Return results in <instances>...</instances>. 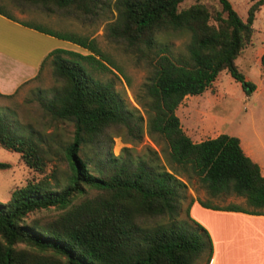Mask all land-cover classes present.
<instances>
[{
  "label": "trees",
  "instance_id": "obj_1",
  "mask_svg": "<svg viewBox=\"0 0 264 264\" xmlns=\"http://www.w3.org/2000/svg\"><path fill=\"white\" fill-rule=\"evenodd\" d=\"M13 1L83 19L115 11L105 33L149 66L144 84L146 131L164 140L168 171L143 160L132 164L101 147L110 127L122 126L130 135L141 128L112 83L93 75L109 67L119 70L93 38L19 21L0 7L1 15L85 50L82 54L53 48L40 63L49 61L59 83L50 96L38 97L40 106L52 120L72 125L70 141L63 147L67 173L62 184H51L45 177L27 181L0 201V264H193L203 252L206 264L211 246L196 222L189 219V227L173 221L142 224L147 218L172 220L177 214L184 187L175 177L179 172L196 177L210 197L234 194L244 199L245 207L230 204L224 209L264 214V177L242 152L237 137L219 133L192 142L174 113L184 96L201 94L222 71L246 96L253 91L254 84L244 78L235 59L249 43L251 22L262 0H251L244 21L228 0ZM165 31L188 35L182 50L173 52L156 43V34ZM259 62L264 66V47ZM41 142L40 137L12 130L0 114V145L20 153L22 161L39 172L46 159ZM85 145L100 147L92 167L79 155ZM7 167L0 162V169ZM89 190L93 194L88 196ZM50 208L59 210L57 215L42 222L28 218Z\"/></svg>",
  "mask_w": 264,
  "mask_h": 264
},
{
  "label": "rangeland",
  "instance_id": "obj_2",
  "mask_svg": "<svg viewBox=\"0 0 264 264\" xmlns=\"http://www.w3.org/2000/svg\"><path fill=\"white\" fill-rule=\"evenodd\" d=\"M216 3L215 0H209ZM236 6L239 14L245 15L246 10H242L240 4L245 0H229ZM251 2V0H250ZM0 7L15 17L19 21H26L50 28L56 31L73 32L93 38L100 50L117 67H109L110 71H93V75L101 81H110L113 89L123 101L126 110L133 114V120L137 119L141 131L136 135L127 134L122 126L110 127L102 137L101 147L109 150L112 156L128 160L134 164L138 161H147L162 167L168 171V166L164 157L165 142L157 134H148L146 131V121L148 109L146 106L147 98L144 94V84L148 75L149 66L145 59H139L134 53L129 52L124 46L114 40H110L105 33V24L112 21L115 11L110 9L103 14L92 18L76 17L73 14L62 12L47 13L41 9L29 5H17L13 0H0ZM7 18V17H6ZM261 14L257 18V23L262 22ZM15 21V20H13ZM16 21V22H19ZM10 22H0V35L7 34L10 39H19L21 33L10 27ZM50 39L45 44L59 46L60 48L84 54L85 50L81 47L65 40L57 38ZM188 39L186 33L171 31L156 34L155 41L160 45H168L173 52L183 49ZM53 44V45H52ZM249 44V43H248ZM248 44L246 47H248ZM53 47V48H54ZM246 47L236 57L235 64L239 69H258L254 64V58L248 56ZM44 58V57H43ZM42 58V59H43ZM42 61V60H41ZM7 62H9L7 60ZM11 64V63H9ZM40 67V66H39ZM21 75H34L32 78L20 84L10 96H0V114H3L12 130L22 135H31L43 139L41 147L45 151V166L43 171H36L27 166L21 159L20 153L11 149H6L0 145V162L8 165L7 168L0 169V201H5L10 191L16 187L24 185L27 181H36L43 177L50 180L51 184H62L67 165L63 157V147L70 141L72 125L70 123L52 120L45 113L38 102V97L43 95L48 97L52 94L59 83L52 75L51 65L45 60L38 69H14ZM185 103L194 105L199 111L198 119L206 127L223 128L230 132H235L237 118L241 115H252L260 108V103L254 105L256 101L253 97H244L238 82H235L226 71L219 73L211 86L203 93L195 97L186 98ZM184 123L196 120L182 116ZM198 120V121H199ZM222 121L225 125L222 127ZM189 126L184 128L188 130ZM204 131V130H202ZM208 131V130H207ZM208 138L204 135L203 139ZM100 147L85 145L81 147L79 155L88 161V166L92 167L97 160V152ZM175 177L180 180L184 187L181 189V197L178 202V211L172 220L166 216L147 218L142 221L144 226L165 225L170 221L182 226H193L189 221L192 220L188 213L189 203L193 198H201L202 201L221 205L225 203L238 204L245 207V203L240 196L234 194L219 195L210 197L205 189L199 184L196 177L190 173L179 172ZM89 190L86 195H92ZM199 205V202L196 201ZM203 206V205H201ZM187 207V216L185 209ZM59 210L45 209L38 210L29 214V219L42 222L57 215ZM205 253L193 264H204Z\"/></svg>",
  "mask_w": 264,
  "mask_h": 264
},
{
  "label": "crops",
  "instance_id": "obj_3",
  "mask_svg": "<svg viewBox=\"0 0 264 264\" xmlns=\"http://www.w3.org/2000/svg\"><path fill=\"white\" fill-rule=\"evenodd\" d=\"M229 3L244 21L246 14L244 16L239 14L236 6L230 1ZM250 3V0H245L240 7L247 11ZM259 14L262 17L261 23H257ZM5 21L10 22V27L21 34L18 35L19 39L15 40L10 39L7 34L0 35V94L12 93L20 84L34 76L21 75L14 69H39L42 58L54 47L50 46L51 43L48 46L45 44L50 40L47 38L53 36L26 27L0 14V22ZM251 27L252 34L246 51L248 56L254 58V64L258 69L240 70L244 78L254 84L253 91L248 96L243 93V96L253 97L256 100L255 106L260 103L257 112L238 116L235 132L206 127L203 122L201 123L198 119L199 111L193 107L194 105L185 103L186 98L200 94L184 96L174 113L178 117L181 129L192 142H199L204 135L213 138L219 133L237 137L242 152L258 166L260 174L264 177V66L259 62L264 47V0L254 13ZM57 47L59 46L54 48ZM193 115L196 116L193 123L183 122L182 116L192 119ZM184 125L189 126L188 130ZM224 125L225 122L222 121L221 126ZM196 201L198 202V198H193L187 207L192 221L199 224L208 236L211 252L206 264H264V214L224 209V206L230 205L228 202L221 205L210 203L217 207L211 208L201 206ZM242 201L244 202L243 198Z\"/></svg>",
  "mask_w": 264,
  "mask_h": 264
}]
</instances>
